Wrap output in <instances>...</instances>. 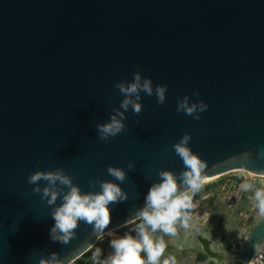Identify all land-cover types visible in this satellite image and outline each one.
<instances>
[{
	"label": "water",
	"instance_id": "95a60500",
	"mask_svg": "<svg viewBox=\"0 0 264 264\" xmlns=\"http://www.w3.org/2000/svg\"><path fill=\"white\" fill-rule=\"evenodd\" d=\"M138 68L168 85L164 104L141 94L142 111L129 109L125 130L100 140L95 125L124 98L115 82ZM184 95L208 104L199 120L176 111ZM185 133L207 178L264 175V0H0V264H40L53 252L72 264L138 220L157 172L184 170L173 145ZM130 162L128 199L110 205L108 226L94 233L80 222L69 243L52 242L50 208L29 173L63 168L94 191L91 180L113 179L109 165ZM190 224L176 235L204 264H248L264 243L262 216L236 254L213 223Z\"/></svg>",
	"mask_w": 264,
	"mask_h": 264
},
{
	"label": "clouds",
	"instance_id": "9594fccd",
	"mask_svg": "<svg viewBox=\"0 0 264 264\" xmlns=\"http://www.w3.org/2000/svg\"><path fill=\"white\" fill-rule=\"evenodd\" d=\"M114 88L124 97L119 108L112 112L108 120L95 125L97 137L105 142L125 130L126 113L129 109L134 114L142 111L141 94L155 96L156 103L162 105L167 98L168 85H153L151 77L142 76L138 68L131 81H116ZM194 94L199 96V90ZM207 108L208 104L203 100L190 102L189 95L178 99L176 104L177 112L190 115L194 120H199ZM190 140L191 134L185 133L173 145L175 154L183 162V171L177 173L172 169H161L157 172V180L144 195L143 206L135 212L139 222L130 229L134 235L125 233L111 239L109 247L112 252L106 257L101 258V249L96 248L92 252V264H176L175 258L171 256L161 261L166 243L155 234L160 232L174 236L178 227H192L189 212L194 207L193 196L202 190L208 178L204 174L206 164L191 149ZM133 167L131 162L128 169L109 165L107 174L113 179L91 180V188L95 189L98 185V190L94 191H82L81 186L74 182L76 177L63 168L29 173L27 182L33 185L31 191L39 194L40 199L50 208L49 214L54 221L49 229L50 240L69 243L80 222L91 225L94 233H101L110 222V205L123 203L128 199L122 183L127 171ZM41 181L45 182L43 187L39 183ZM260 184V187H256L254 182L245 179L239 184V189L245 193L252 192L251 199L255 208L264 217V179ZM58 199L59 204L56 203ZM40 264H65V261L53 252L47 257H41Z\"/></svg>",
	"mask_w": 264,
	"mask_h": 264
},
{
	"label": "rangeland",
	"instance_id": "374dc122",
	"mask_svg": "<svg viewBox=\"0 0 264 264\" xmlns=\"http://www.w3.org/2000/svg\"><path fill=\"white\" fill-rule=\"evenodd\" d=\"M249 174L245 171H234L231 173H228L226 175H223L222 177H218L215 180H211L207 182L202 190L200 191V201L201 203L199 205L196 204L195 200L193 199V204H196L195 213L200 216L199 218H204L205 220L200 221L206 226H209L210 224H214L217 230V233L220 235L221 239L225 238L229 240L231 244V250L230 253L236 254L240 244L244 240V238L249 234L253 226L256 224L258 219L260 218V215L257 210H255L250 216L249 221L247 222V226L244 227V216L241 219V212L245 213L244 215H248L250 208L254 206V201L251 199V206L249 203L244 202L243 205L249 204V209H231L227 206V204L222 200V198L219 195V189L223 182L228 177H236L239 179H244L248 177ZM242 208V207H241ZM241 210V211H240ZM212 215V217L216 220V223L214 221H210L208 219V216ZM211 218V217H210ZM139 220L134 221L133 223L126 225L122 228H119L117 230H114L111 233V235L108 233L104 236H102L96 245L89 251V255L85 256L83 255L81 258H79L77 261H75L72 264H88L89 259L92 255V252L96 248H100L102 252V257H106L112 252V249L109 247V241L113 238H117L120 236H123L125 233H129L134 235V233L130 232V229L134 226L135 223H138ZM199 222V221H198ZM250 226L248 229L247 227ZM158 237H161L165 243L166 246H168L169 242H171L174 245V250L171 253V257L175 258L176 264H190L191 261H189V255L194 253V249H185L182 248V242L178 240V237L176 234L174 236L167 235L164 239L163 233L157 232L155 234ZM239 235V236H238ZM237 239V240H236ZM237 241L236 247H232V244ZM166 250V247H165ZM143 255V254H142ZM165 254L163 253L161 256V261L165 259Z\"/></svg>",
	"mask_w": 264,
	"mask_h": 264
},
{
	"label": "built area",
	"instance_id": "2783aa9c",
	"mask_svg": "<svg viewBox=\"0 0 264 264\" xmlns=\"http://www.w3.org/2000/svg\"><path fill=\"white\" fill-rule=\"evenodd\" d=\"M222 177V176H221ZM245 179H248L252 182L255 183L256 187H260V181L264 178L256 175H251L249 174L248 177L244 179H239L236 177H228L225 180H223L219 191V195L222 198V200L227 204V206L231 209H249V204L251 206V197H252V192H243L239 189V184L242 183ZM244 202L249 203L248 205H243ZM242 207V208H241ZM257 210L255 208V205L250 208V211L248 215H244L245 213L241 212V219L244 216L245 218L243 219L244 224L243 226H247V222L249 221V216ZM241 211V210H240ZM250 226L247 227V229ZM239 236V235H238ZM237 240V239H236ZM237 241H235L232 244V247H236ZM248 264H264V243L262 246L257 250V252L253 255L251 258L250 262Z\"/></svg>",
	"mask_w": 264,
	"mask_h": 264
},
{
	"label": "flooded vegetation",
	"instance_id": "af4514ba",
	"mask_svg": "<svg viewBox=\"0 0 264 264\" xmlns=\"http://www.w3.org/2000/svg\"><path fill=\"white\" fill-rule=\"evenodd\" d=\"M189 215H191L192 221H195V222H198L199 221L198 223H202L200 221L205 220L204 218H199L200 216H198L195 213V211L193 213L189 212ZM208 219H210V221H214L216 223V220L212 217V215H209L208 216ZM166 236L167 235H164L163 238L165 239ZM222 242H223V246L225 247V249L228 250V244L230 245L229 240H227L225 238H222ZM173 250H174V245L171 242H169L168 246H166V250L164 251V254L166 256L165 259L168 258L169 256H171V253H172ZM205 259L206 258L200 252H198V251H194V253H192L191 255H189V261H191L190 264H204ZM210 264H213V263H210Z\"/></svg>",
	"mask_w": 264,
	"mask_h": 264
},
{
	"label": "trees",
	"instance_id": "16d2710c",
	"mask_svg": "<svg viewBox=\"0 0 264 264\" xmlns=\"http://www.w3.org/2000/svg\"><path fill=\"white\" fill-rule=\"evenodd\" d=\"M200 198H201V195H200V192H198L197 194H195L193 196V199L195 200L196 204L199 205L201 202H200ZM196 204H194V207L190 210L191 213H193L196 209ZM228 250L230 251L231 250V244L229 245L228 244ZM90 252L86 253L85 256H88ZM92 256V255H91ZM88 264H92V261H91V257L89 259V262Z\"/></svg>",
	"mask_w": 264,
	"mask_h": 264
},
{
	"label": "bare ground",
	"instance_id": "6f19581e",
	"mask_svg": "<svg viewBox=\"0 0 264 264\" xmlns=\"http://www.w3.org/2000/svg\"><path fill=\"white\" fill-rule=\"evenodd\" d=\"M237 171H240V170H237ZM241 171H244V170H241ZM247 172V171H245ZM248 174H251V175H254L250 172H247ZM221 176V175H220ZM220 176H214V177H208V182L211 181V180H215L216 178L220 177ZM260 177L264 178V175H261Z\"/></svg>",
	"mask_w": 264,
	"mask_h": 264
}]
</instances>
